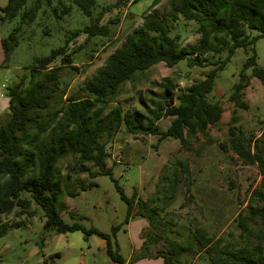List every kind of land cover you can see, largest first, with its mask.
Here are the masks:
<instances>
[{
	"label": "rangeland",
	"instance_id": "rangeland-1",
	"mask_svg": "<svg viewBox=\"0 0 264 264\" xmlns=\"http://www.w3.org/2000/svg\"><path fill=\"white\" fill-rule=\"evenodd\" d=\"M111 1L113 5L117 3V0H109L110 4ZM152 1L131 0L110 9L100 22L108 29L106 37L87 39L80 34L69 43L67 53L75 51L73 67L76 69L62 71L67 91L66 96L59 100V106L65 105L69 98L86 95L84 83L141 26L146 16L155 15L170 29L171 35L179 34L182 48L189 50L197 45L200 36L196 33L194 23L183 22L172 11L170 4L174 0H161L153 7ZM6 2L0 0V8ZM32 2L28 0L14 18L0 24V41L15 30L19 38L17 46L6 60L0 46V126L9 117L4 87L16 83L21 77L27 78L35 58H42L51 50L63 46L66 35L87 22L73 0H52L50 6L46 2L43 4L33 22L26 24L21 21V15ZM95 2V14L106 8L108 3L107 0ZM63 7L69 8L67 14L62 13ZM221 38L218 37V41ZM210 45L219 47L214 40ZM254 49L257 65L264 70V38L255 42ZM202 56L216 62L224 59L226 53L223 51L220 55H212L208 52ZM246 58L243 49H235L227 65L217 73L211 101L219 104L221 115L215 126L208 127L207 137L196 135L187 138L185 144H180L172 138L158 141V137L153 135H131L123 124L118 128L112 126L100 138L106 145V165L112 179L101 175L92 177V174H96L95 168H91L88 174L72 173L73 157L69 155L60 159L54 174L58 189L56 210L63 222L71 224L76 221L85 228L94 227L110 235L112 246L117 248L118 253L125 259L129 257L127 264L139 261L130 260L140 252L139 248L132 251L133 238L136 237L133 231L143 221L146 227L140 230V241L158 232L163 236V241L149 253L156 254L159 250L166 252L169 241H176L178 258L183 264H209L215 250L225 244L233 250L256 245L260 220L249 217L248 206L250 202L253 208L261 206L254 191L264 194V173L257 164L245 165L238 159L231 150L228 134L229 128L235 126L241 132L240 137L264 141V86L250 77L249 85L242 93L247 109L236 108L228 99ZM59 63L57 60L55 64ZM212 68H188L186 60L172 68L158 63L143 74L135 75L132 81L124 83L109 104H100L96 110L100 111L103 122L112 117L114 109H118L120 115L129 110L141 117L144 124L151 120L159 131H166L172 119L154 121L150 115L157 109V104H164V80L174 82L178 90L184 89L202 80ZM245 74L250 76L251 69H247ZM232 116L237 119L234 123L231 121ZM257 145L263 147L262 143ZM91 182L95 186L80 191L81 185L86 186ZM116 187L128 199L135 193L137 199L154 203L157 214L146 220L135 216L130 220L134 227L128 229V224H125L127 205L121 200ZM70 193L77 195L70 196ZM17 211L14 209L1 215L7 227L0 237V264H112L106 252L97 244L99 237L92 235L84 238L78 231L57 234L52 229L44 230L43 212L34 203L24 215H18ZM71 211L83 219L73 220L68 214ZM151 218L161 219L157 226L148 227ZM237 219L245 224L243 230L235 222ZM115 226L119 228L112 236ZM194 230L213 238V242L219 238L220 243L213 253L197 255L199 247L192 238ZM260 245L264 258V243ZM150 258L162 260L160 257Z\"/></svg>",
	"mask_w": 264,
	"mask_h": 264
},
{
	"label": "trees",
	"instance_id": "trees-1",
	"mask_svg": "<svg viewBox=\"0 0 264 264\" xmlns=\"http://www.w3.org/2000/svg\"><path fill=\"white\" fill-rule=\"evenodd\" d=\"M27 1L7 0L6 5L0 8V24L14 18ZM73 1L87 22L81 28L69 32L63 46L51 50L42 58H35L29 67L27 78L21 77L16 83L4 87L9 117L0 126V237L4 235L7 227L1 215L14 209H18V215H24L31 203H34L43 212L44 230L52 229L57 234L78 231L84 238L97 236L104 240L105 252L113 264H127L117 248L112 246L110 235L94 227L85 228L76 221L71 224L63 222L56 210V164L70 155L74 160L72 173L88 174L91 168H95L96 174H92V177L101 175L112 179L111 171L106 165V145L100 138L112 126L118 128L120 124H123L131 135H153L158 137V141L172 138L180 144H185L187 138L196 135L207 137L208 127L215 126L221 115L219 104L211 101L214 81L217 73L227 65L235 49H243L247 58L228 99L236 108L247 109V104L242 100V93L248 87L250 77L257 79L264 86V70L257 65L254 49L255 42L264 38V0L172 1L171 9L182 21L194 23L196 33L200 36L196 46L189 50L182 48L179 34L171 35L170 29L155 15L146 16L141 26L134 30L106 59L94 76L84 83L86 95L82 98H69L65 105L59 106V100L66 96L67 91L62 71L67 68L76 69L73 67L75 51L67 53L69 43L80 34L85 35L87 39L106 37L108 29L100 25L104 14L131 0H117L115 5L107 0V7L96 14L95 0ZM160 1L153 0L152 7ZM45 2L49 6L52 4V0H33L32 5L23 10L21 21L26 24L33 22ZM55 12L56 8L53 9V13ZM68 12L69 8L63 7L62 13ZM218 37H222L220 41ZM18 39L15 30L0 41L4 60L17 46ZM212 40L216 41L219 47H211ZM223 51L226 56L216 62L202 56L208 52L220 55ZM57 60L59 65L55 64ZM182 60H186L188 68H213L205 73L202 80L180 90L171 80H164V104H157V109L150 112V115L154 121L171 118L166 131H159L151 120L144 124L141 117L135 116L129 110L120 115L119 110L114 109L109 120H101L100 111L96 110V107L109 104L124 83L132 81L135 75L143 74L158 63L172 68ZM247 69H251L250 76L245 74ZM236 120L235 116L231 117L233 123ZM228 134L231 150L238 159L245 165L257 164L264 173V141L254 137H240L241 132L235 126L229 128ZM258 143H262L263 147H258ZM92 186H95V183L81 185L80 191L83 192ZM116 188L121 200L127 205L125 224L135 216L146 220L157 214L154 203L137 199L135 193L128 199L118 187ZM69 195L74 196L77 193ZM254 195L261 206L253 208L250 202L248 207L249 217L260 220L261 228L256 235L257 244L251 248L239 247L236 250L226 244L222 245L215 250L209 264H264L263 248L260 245L261 242L264 243V194L254 191ZM68 214L73 220L83 219L74 211ZM160 219L151 218L148 227L157 226ZM238 220L235 222L243 230L245 224ZM118 228H112V236H115ZM192 238L199 247L197 255L204 252L213 253L220 243L219 238L215 237L216 242H213V238L199 230L193 231ZM161 241L163 236L160 232L143 239L140 252L130 261L154 256L162 258L163 264H183L178 258L176 241H169L166 252L159 250L156 254L149 253Z\"/></svg>",
	"mask_w": 264,
	"mask_h": 264
},
{
	"label": "crops",
	"instance_id": "crops-1",
	"mask_svg": "<svg viewBox=\"0 0 264 264\" xmlns=\"http://www.w3.org/2000/svg\"><path fill=\"white\" fill-rule=\"evenodd\" d=\"M132 225H133V221H130L128 223V229H130V227ZM132 227H134V226H132ZM144 227H146L145 221H143L141 223V225H139V227H136L134 229V231H133V233H136V237L133 238V247H134L133 250H132L133 252L136 251V250H138V248H140V246H141L142 241L139 240V234H140V230H142ZM97 244L103 249V251H105V248H106L105 246L106 245H105L104 240H102V239L98 240L97 241ZM133 252L130 253V254H133ZM128 260H129V257L126 258V263H127ZM135 264H163V261L161 259L149 258V259H140Z\"/></svg>",
	"mask_w": 264,
	"mask_h": 264
},
{
	"label": "water",
	"instance_id": "water-1",
	"mask_svg": "<svg viewBox=\"0 0 264 264\" xmlns=\"http://www.w3.org/2000/svg\"><path fill=\"white\" fill-rule=\"evenodd\" d=\"M111 4H112V1H111Z\"/></svg>",
	"mask_w": 264,
	"mask_h": 264
}]
</instances>
